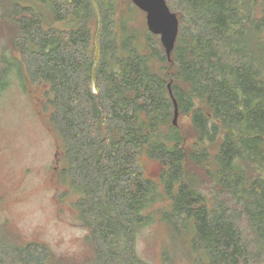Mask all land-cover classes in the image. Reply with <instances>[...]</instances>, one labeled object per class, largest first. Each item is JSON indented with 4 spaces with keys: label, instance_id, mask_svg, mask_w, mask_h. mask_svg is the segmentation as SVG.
<instances>
[{
    "label": "trees",
    "instance_id": "obj_1",
    "mask_svg": "<svg viewBox=\"0 0 264 264\" xmlns=\"http://www.w3.org/2000/svg\"><path fill=\"white\" fill-rule=\"evenodd\" d=\"M166 2L170 59L117 0H0V90L12 75L45 89L94 264H153L136 244L157 220L163 264H264V0ZM173 100L188 126L173 124ZM12 250L19 264L48 259L2 243L0 264Z\"/></svg>",
    "mask_w": 264,
    "mask_h": 264
},
{
    "label": "rangeland",
    "instance_id": "obj_2",
    "mask_svg": "<svg viewBox=\"0 0 264 264\" xmlns=\"http://www.w3.org/2000/svg\"><path fill=\"white\" fill-rule=\"evenodd\" d=\"M117 1L121 10L133 12L129 17L138 24L146 21V14H137L128 0ZM9 81L0 90V245L16 249L38 244L48 252L46 264H94L90 232L75 206L78 195L60 180L63 152L42 111L45 89L25 88L14 75ZM178 123L188 126L180 115ZM142 163L147 177L159 178L158 162ZM169 243L167 227L157 220L141 232L136 247L142 259L163 264ZM15 256L13 250L7 252L5 263L19 264Z\"/></svg>",
    "mask_w": 264,
    "mask_h": 264
},
{
    "label": "water",
    "instance_id": "obj_3",
    "mask_svg": "<svg viewBox=\"0 0 264 264\" xmlns=\"http://www.w3.org/2000/svg\"><path fill=\"white\" fill-rule=\"evenodd\" d=\"M138 9L146 14L148 30L160 37V41L165 49L167 58L176 45L179 33V19L171 12L166 0H131ZM174 102L173 124L178 125L179 109L176 100Z\"/></svg>",
    "mask_w": 264,
    "mask_h": 264
}]
</instances>
